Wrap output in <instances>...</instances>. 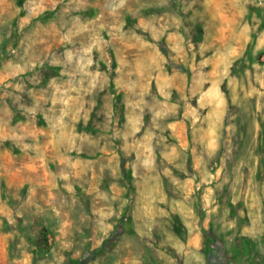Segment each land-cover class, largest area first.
<instances>
[{
    "label": "rangeland",
    "instance_id": "rangeland-1",
    "mask_svg": "<svg viewBox=\"0 0 264 264\" xmlns=\"http://www.w3.org/2000/svg\"><path fill=\"white\" fill-rule=\"evenodd\" d=\"M0 264H264V0H0Z\"/></svg>",
    "mask_w": 264,
    "mask_h": 264
}]
</instances>
